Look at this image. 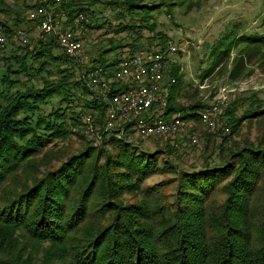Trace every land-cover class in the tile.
Here are the masks:
<instances>
[{"label":"trees","instance_id":"obj_1","mask_svg":"<svg viewBox=\"0 0 264 264\" xmlns=\"http://www.w3.org/2000/svg\"><path fill=\"white\" fill-rule=\"evenodd\" d=\"M88 1L89 5L115 4L112 0ZM132 2H127L129 14H139L140 22L121 24L116 33L137 29L153 33L151 13L155 7ZM87 6L81 1L61 0L56 11L64 12L70 18L65 26L76 31L85 24ZM25 7L28 14L36 9ZM9 8L0 0V13L8 16L12 10L11 22L0 21L6 40L19 29L30 39L34 28L38 33L33 48L29 40L24 54L0 53V264H264V135L253 143L230 141L243 122L264 118L259 99H246L248 106L242 116L221 126L223 136L228 133L231 138L222 140L218 162L211 163L207 159L210 154L201 167L178 171L168 159H160L175 151L169 143L166 151L147 153L132 144L127 134L112 132L103 135L102 146H114L116 152L86 147L48 170L50 163L42 154L56 140L70 136L68 120L73 126L79 121L78 117L68 119L66 108L44 115L39 106L59 95L69 102L77 95L76 89L80 96L88 97L86 83L75 80L80 70L95 66L107 70L116 66L126 51L133 53L168 39L161 40L156 34L146 39L148 46L136 41L123 48L115 45L109 51L101 50L97 59L90 58L84 66L62 53L57 55L54 37L37 29L38 21ZM80 14L83 20L75 23ZM26 23L33 25L26 29ZM220 48L201 80L229 59L231 80L252 63L264 71V35L236 36ZM110 52L117 55L110 57ZM173 66L170 76L175 83L169 89L168 113L187 111L183 119L203 127L200 114L206 104L196 102L184 109L175 103L174 89L180 76ZM54 69H60L61 74L55 82L43 75L51 77ZM21 76L39 79L42 88L18 91ZM236 102L227 106L226 115L235 112ZM79 107L80 111H93L96 122L102 123L106 106L85 102ZM48 154L52 156L53 151ZM164 173H177L172 202L153 186L141 190L150 177ZM130 194L141 196L135 202L125 201ZM217 195L222 201L217 202Z\"/></svg>","mask_w":264,"mask_h":264},{"label":"rangeland","instance_id":"obj_2","mask_svg":"<svg viewBox=\"0 0 264 264\" xmlns=\"http://www.w3.org/2000/svg\"><path fill=\"white\" fill-rule=\"evenodd\" d=\"M76 1H81V3L88 5V10L85 13V24L82 23L84 30L83 32L79 31V35L83 43L84 53L88 54L89 59H97L101 50L109 51L115 45L123 48V45L132 41H136V44L139 46H148L146 39L160 34L162 37L161 40L168 39L178 49L180 48L173 56L174 66L178 68V76H180V81L174 89V91H177L175 103L178 106L187 109L196 102H202L209 106L222 88H225L229 104L237 101L234 106V115L232 113L226 115L227 109H224L222 115L218 116L217 130L215 131L205 129L197 121H186L183 139H179L177 145L175 143L169 144V146L174 147L175 151H173V154L168 155L164 153L160 157V159H168L175 165L178 171L180 168L191 170L192 168L201 167L203 160L210 154L211 156L207 159L211 160V163L214 161L218 162L216 155L222 140L225 139L227 141L231 138L230 135H227L228 133L226 136H223L221 126L224 124L226 126L227 123L230 125L236 118H240L248 106L246 99L252 96H256L259 99V103L264 106V71L257 68L253 63L247 65L246 71H243L235 80H231L228 77L231 70V59L225 61L214 73H211L203 80L200 79L204 70L209 69L214 62L216 54L219 53L220 45H227L236 36L248 34L264 35V0H133L136 3L150 4L151 7H155L151 13V22L154 26H152L151 31L153 33L145 29L141 31L137 29L140 31L138 33L137 30L116 33V29L118 31L119 25L121 24L122 26L123 24L133 25L140 22L139 14H129V5L127 2L130 0H112L115 4L110 6L108 4L89 5L88 0ZM4 2L14 11H24L25 13H22L23 16L28 14L25 5L33 6V0H4ZM136 11L140 10L136 9ZM10 17H12V10L8 16L0 13V21L11 22ZM96 24L100 26L95 27ZM32 25L31 23H26L24 26L26 29H29ZM33 30L31 34L29 33L31 36V48L34 46L33 43L38 33L36 28ZM153 44L160 43L155 41ZM30 47L29 49H31ZM213 47L217 49L213 51ZM25 51V45L20 44L19 40L14 36L13 38L7 39V44L0 50V53L10 56L15 53L24 54ZM54 52L57 55L59 53L61 54L59 49H56ZM108 54L110 57L117 55L114 52ZM62 68L63 66L60 67V69ZM60 69H54L55 72L51 74V77L46 73H43V75L55 82L61 76L58 72ZM1 73L2 70L0 69ZM28 88L40 89L42 88V83L34 77L23 78L21 76L20 83L16 89L22 92ZM80 92L76 89L78 96L74 95L69 102L62 101V97L59 95L39 106L44 115H48L54 110L57 111L58 109L63 110L66 108L69 112L67 118L78 117L79 121L78 125L73 126L71 121L68 120L67 126L68 131L71 133L70 136L63 141L56 140L42 154L46 155L50 163L47 166L48 170L58 167L60 162L69 154L80 152L86 147L97 146L99 149V146H101L104 147L107 153L111 154L116 152L114 146H102L103 140H96L97 137L95 135L85 132L82 119L86 112L80 111L81 108L79 106L83 107L84 103L88 102V97L80 96ZM174 112L183 115L187 111ZM191 134H194L199 139L198 144L195 146L188 144L185 138L186 135ZM263 135L264 118L252 122L247 120L242 123L239 131L230 141H235L240 144L243 142L253 143L262 140ZM128 140L143 152L153 153L158 151V149L166 151V142H159V145H156L154 142L148 140H136L133 138ZM49 150L51 152L53 151L52 156H49ZM54 151H56V155ZM175 177H177V173L154 175L143 183L141 190L153 186L159 193L167 195L164 198L165 200L167 197V201L172 202L176 196ZM140 196V194L126 195L125 201L135 202L140 199ZM222 199V196L217 195V202L222 201ZM36 261L38 262L37 258L35 259V263Z\"/></svg>","mask_w":264,"mask_h":264},{"label":"built area","instance_id":"obj_3","mask_svg":"<svg viewBox=\"0 0 264 264\" xmlns=\"http://www.w3.org/2000/svg\"><path fill=\"white\" fill-rule=\"evenodd\" d=\"M60 2L33 0L36 9L29 12L28 19L38 21L37 29L54 37L63 55L86 66L90 59L84 53L80 40L82 26L76 31L65 26L70 18L64 12L56 11ZM82 20L80 14L75 23ZM15 37L23 45H29V35L23 29L17 30ZM6 44L7 40L0 32V49ZM179 49L167 40L164 44H153L133 53L126 51L120 56L118 64L107 70L100 66L80 70L75 80L86 83L90 91L87 101L106 106L101 124L96 122L93 111L85 113L82 119L85 132L95 135L96 140H102L103 135L119 132V135L127 134L129 139L177 145L179 139L184 137L186 121L180 113H168V96L170 87L175 83L170 76V68L174 65L173 56ZM228 104L225 88H222L200 114L203 127L209 131L217 130L218 116L222 115ZM185 138L192 146L198 144L194 134Z\"/></svg>","mask_w":264,"mask_h":264}]
</instances>
